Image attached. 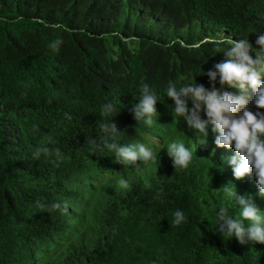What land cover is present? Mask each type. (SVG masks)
<instances>
[{
    "label": "trees",
    "instance_id": "16d2710c",
    "mask_svg": "<svg viewBox=\"0 0 264 264\" xmlns=\"http://www.w3.org/2000/svg\"><path fill=\"white\" fill-rule=\"evenodd\" d=\"M257 34L264 0H0V264H264V245L217 231L219 207L240 212L220 190L229 183L264 212L254 174L236 180L234 149L217 148L210 130L200 145L166 95L169 83L210 90L204 73L226 59L219 42L247 38L259 51ZM141 82L158 97L152 126L131 114ZM108 102L120 111L117 143H142L159 161L137 172L89 149L112 119ZM173 141L193 152L187 169L173 167ZM41 146L52 151L34 159ZM176 210L187 222L173 225Z\"/></svg>",
    "mask_w": 264,
    "mask_h": 264
},
{
    "label": "clouds",
    "instance_id": "9594fccd",
    "mask_svg": "<svg viewBox=\"0 0 264 264\" xmlns=\"http://www.w3.org/2000/svg\"><path fill=\"white\" fill-rule=\"evenodd\" d=\"M46 26L56 29L64 27L60 24ZM62 43L61 39H57L51 42L49 47L59 51ZM219 43L224 44L221 53L226 59L215 64V70L204 73L209 78L210 90L196 81L179 88L174 83H169L166 95L174 101L173 113L182 118L200 145L207 144L210 130L217 148L234 149L235 154L229 158L228 163L232 166L235 179L242 180L254 174L258 188L256 195L264 198V111H260L264 110V59H261V54H264V35L257 34L256 45L259 51L253 48L247 38L236 41L228 37ZM218 78L221 89L225 87L236 89L240 94L218 90L216 87ZM139 91L141 94L139 102L132 105L131 114L137 123L143 121L145 125L152 126L157 123L158 117L157 94L144 82H141ZM250 103L255 105L257 112L249 110ZM202 112L206 119L202 118ZM102 113L105 116H112V119L110 122L99 124L104 133L102 140L99 137L86 138V144L91 151L106 148L114 153L117 162L137 172L149 162L159 161L154 151L142 143L127 145L117 143L120 131L114 118L120 111L114 103H105ZM49 140L51 141V138ZM51 151L48 147H38L33 153V158L38 159L41 154L49 155ZM54 151L56 156H59L60 150ZM166 151L175 170L187 169L192 162L193 152L183 142L169 143ZM119 186L128 188L129 184L122 178L119 180ZM220 190L239 206L240 212L238 216H233L227 207H219L216 213L219 220L217 231L230 238L234 237L241 245L248 243L264 245V212L256 206L255 197L251 194L237 196L231 183ZM37 207L48 211L68 210L66 203L62 206L59 202L46 205L38 201ZM184 222H187L184 212L176 210L173 225L179 226Z\"/></svg>",
    "mask_w": 264,
    "mask_h": 264
},
{
    "label": "rangeland",
    "instance_id": "374dc122",
    "mask_svg": "<svg viewBox=\"0 0 264 264\" xmlns=\"http://www.w3.org/2000/svg\"><path fill=\"white\" fill-rule=\"evenodd\" d=\"M249 110L252 111L253 113L257 112L255 105L252 104V103H250V105H249ZM151 139H152V141L155 142V143L159 142V141H158L157 139H155V138H152V137H151ZM145 146H146V145H145ZM146 147H147V146H146ZM147 148H148V147H147ZM149 149H150V148H149Z\"/></svg>",
    "mask_w": 264,
    "mask_h": 264
}]
</instances>
